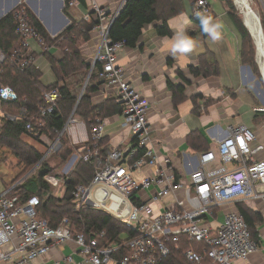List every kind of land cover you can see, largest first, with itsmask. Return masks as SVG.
<instances>
[{"label":"built area","instance_id":"1","mask_svg":"<svg viewBox=\"0 0 264 264\" xmlns=\"http://www.w3.org/2000/svg\"><path fill=\"white\" fill-rule=\"evenodd\" d=\"M125 1L111 14L92 2L97 24L91 33L97 36L98 49L63 129L52 130L54 139L41 132L43 121L59 109L63 99L57 88L42 96L38 132L29 122L24 126V136L38 138L42 154L28 172L32 175L61 149V140L74 122L77 105L92 76L93 83L113 90L130 144L106 150L102 143L105 121L96 119L90 127V141L66 161L60 178L47 175L44 180L62 191L78 163L95 167L89 184L78 185L71 193L75 210H99L123 225L125 232L117 241L103 244L105 233L88 241L84 234L75 233L67 218L53 228L38 217L37 196L22 201L13 194L22 184L14 181L0 195V264H31L53 250L59 258L43 264H168L173 251L182 253L185 264H239L257 250L243 218L236 210L226 208L247 199L258 200L264 206V160L256 158L264 150L263 145L253 146L255 135L239 126L216 139L213 149L181 158L180 163L170 153L161 154L162 143L154 138L148 121L152 106L117 66L123 43L108 39L109 28ZM260 4L264 6V0ZM73 5L74 2L68 4ZM192 15L210 16L208 2L196 0ZM14 26L20 43L9 55L0 51V64L8 62L23 72L34 63L30 43L43 49L44 42L32 28L24 8L15 12ZM17 101L11 88L0 85L1 118L10 122L25 118L24 111L17 116L1 112L2 103ZM99 193L103 194L102 200L98 199ZM219 211L224 214L223 220L214 225ZM184 239L198 248L181 250L180 241ZM69 245L74 246L72 252L62 253L61 249Z\"/></svg>","mask_w":264,"mask_h":264},{"label":"crops","instance_id":"2","mask_svg":"<svg viewBox=\"0 0 264 264\" xmlns=\"http://www.w3.org/2000/svg\"><path fill=\"white\" fill-rule=\"evenodd\" d=\"M179 1L181 13L167 20L170 36L156 34L155 28L159 23L148 25L142 30L139 46L135 49L124 47L117 58V66L124 70L127 81L152 106L148 121L154 138L162 143L161 154L170 153L180 163L181 158L200 153L189 146L190 135L196 138L199 148L213 149L216 139L227 136L228 130L239 126L247 127L255 135L253 146L261 144L264 147L263 92L251 69L240 61L241 37L227 9L220 0H206L210 6V28L219 24L220 39L213 40L192 19L191 3L195 0ZM92 2L111 14L117 11L123 0H84V4L74 2L72 7L66 6L64 0H0V20L23 4L49 36L55 38L73 22H87L86 18L92 20ZM185 37L193 42L194 50L188 53L173 52L177 42ZM30 44L34 53L33 65L38 60V68L34 67L41 73V83L46 87L57 83L43 54L47 53L53 60L61 61L64 53L57 47L44 50L35 43ZM79 49L86 63L91 65L98 49L96 34L91 33L90 39L81 43ZM256 59L258 61V57ZM202 62L215 65L217 73L207 78L194 76L190 70H199ZM66 83L72 85L71 80ZM93 85L97 88L91 98L93 105L101 104L106 99H114L118 104L112 89L101 83ZM170 86L183 87V98L177 104ZM208 100L210 103L206 104ZM104 121L106 150L130 144L128 129L123 127L119 115ZM66 136L75 147L73 154L78 153L88 142V128L80 117H74ZM256 158L264 160V150L256 154ZM0 180L4 190L12 182L4 181L2 176ZM236 203L247 212L258 245L257 250L239 264H264V206L258 200L247 199L225 208L236 210ZM223 217L221 211L215 214L214 225L221 223ZM73 247L65 246L61 251L69 254ZM58 258L57 251L53 250L42 260L31 264L52 263Z\"/></svg>","mask_w":264,"mask_h":264},{"label":"trees","instance_id":"3","mask_svg":"<svg viewBox=\"0 0 264 264\" xmlns=\"http://www.w3.org/2000/svg\"><path fill=\"white\" fill-rule=\"evenodd\" d=\"M195 1L191 3L192 10ZM220 1L224 4L228 15L240 34L241 50L239 58L241 63L251 69L256 80L262 82L255 61L253 40L244 27L236 6L232 0ZM64 2L66 6L71 2L84 4V0H64ZM20 8L25 9L32 28L43 40V49L57 47L64 53V58L61 61L53 60L47 53L43 54L57 79V83L47 87L41 83V73L34 65L29 66L21 72L8 62L0 64V85L11 88L18 96L17 102L2 103L1 112L15 116L19 115L22 111L25 112V118L15 122L1 118L0 149L3 148L8 151L17 160V166L22 171L28 172L42 158V154L31 145L22 142V137L25 134V123H31L35 129V133L38 132V113L41 107L42 96L45 92L57 88L60 90L63 99L59 102V109L51 117L43 121L44 128H42L41 132L49 137V139H54L55 135L52 130L63 129L75 106L76 97L82 89L91 66L84 60L79 47L81 43L87 42L90 39L92 28L97 24V20L93 17L89 22H73L60 35L51 38L41 23L23 4H20V6L0 20V51L6 55L16 50L21 40L14 26V14ZM181 10L182 7L179 0H126L109 28L108 39L111 43L121 42L124 47L135 49L139 46L142 30L153 23H159L155 28L158 36H170L171 32L167 27V20L181 13ZM258 14L264 37V16L260 12ZM91 15L93 16V13ZM205 18L210 19L209 16L197 18L192 15L193 21L199 23V25H201V20ZM190 71L194 76H201L203 78L211 75L214 76L217 73L215 65H207L206 62L200 64L199 70L191 69ZM179 75L182 76L180 72ZM68 80L73 82L72 85L66 83ZM93 80L92 76L91 84L85 90L75 111V116L80 117L88 128V142L90 141V127L95 123L96 119H106L121 114L120 105L114 99H106L101 104L93 105L91 98L97 89L93 85ZM59 83H62V85L60 86ZM170 89L172 90L174 102L177 104L183 98V87L170 86ZM209 101L206 104L210 103ZM32 138L35 139L36 137L33 136ZM104 142L103 138L102 143L104 144ZM61 144V149L53 156L58 159V163L53 168L48 163H44L33 174V177L16 188L13 194L18 196L22 201L30 196H37L40 200V206L37 209L38 217L47 221L53 228L59 226L63 218H67L75 233L84 234L88 241L96 238L100 233H105V239L102 241L103 244L117 241L119 239L118 236L125 232L123 225L99 210H75V206L72 203V191L78 185L89 184L95 174V167L83 162L78 163L75 170L68 177V182L61 191V195L59 197L51 195V186L44 180V177L52 175L57 165L60 170L75 152L74 145L66 135L61 140ZM188 144L200 153L209 150L199 148V143H197L196 138L192 137V135L188 137ZM59 176L61 175L59 174ZM235 208L247 224L251 239L255 241V233L253 232L252 224L249 223L247 212L238 203L235 204ZM180 247L181 250L187 248L196 249L198 245L184 239L180 241ZM168 260V264H185L181 252L173 251Z\"/></svg>","mask_w":264,"mask_h":264},{"label":"rangeland","instance_id":"4","mask_svg":"<svg viewBox=\"0 0 264 264\" xmlns=\"http://www.w3.org/2000/svg\"><path fill=\"white\" fill-rule=\"evenodd\" d=\"M210 1H212V0H210ZM248 1H249L250 5L253 7V9L255 10V12L257 13V15H259L258 13L260 12L264 16V6L262 4H260V0H248ZM236 10H237V7H236ZM31 49H32V45H31ZM37 51H38L37 49L36 50L34 49L35 53H38ZM37 63H38V60H37V62H35L34 65L38 68ZM44 79H46V74H44ZM257 82L260 86L261 91L263 92L262 96L264 97V86L262 85L261 81L259 82L257 80ZM260 89H256V90L259 92ZM0 119H1V114H0ZM106 130H107V128L105 129V132H106ZM22 142H24L25 144H29L38 150V143H39L38 138L34 139L32 137L28 138L26 136H23ZM39 149L43 152L45 151V149L43 147H39ZM46 163H48L49 166L53 168L58 163V159H56L52 156L47 160ZM58 167L59 166L57 165L56 169H54V171H53L52 176L60 178V176H59L60 170L58 169ZM28 172L27 171L25 172L24 170L22 171V169L19 166H17V160L8 151H6L3 148L0 149V176H2V179L4 181L7 182L8 180H10L12 182L16 181V182H21L22 184H24L25 182H27V180H29L30 178L33 177V174L29 175ZM3 190H4V185L0 180V195L2 194ZM50 192H51V195H54L55 197H59L61 195V191L59 190V188L51 187ZM98 199H100V200L103 199L102 193L98 194ZM66 255H67V253H66Z\"/></svg>","mask_w":264,"mask_h":264},{"label":"bare ground","instance_id":"5","mask_svg":"<svg viewBox=\"0 0 264 264\" xmlns=\"http://www.w3.org/2000/svg\"><path fill=\"white\" fill-rule=\"evenodd\" d=\"M234 2L242 20H244L245 25L255 40L259 66L264 74V40L262 39L263 32H261L259 25V16L248 0H234Z\"/></svg>","mask_w":264,"mask_h":264},{"label":"clouds","instance_id":"6","mask_svg":"<svg viewBox=\"0 0 264 264\" xmlns=\"http://www.w3.org/2000/svg\"><path fill=\"white\" fill-rule=\"evenodd\" d=\"M201 27L202 30L213 39V40H218L220 39V33L218 31L219 29V24L213 25L210 28V21L208 19H202L201 20ZM194 50V44L193 42L185 37L179 40L176 44V46L173 48V52L179 51L181 53H188L190 51Z\"/></svg>","mask_w":264,"mask_h":264},{"label":"water","instance_id":"7","mask_svg":"<svg viewBox=\"0 0 264 264\" xmlns=\"http://www.w3.org/2000/svg\"><path fill=\"white\" fill-rule=\"evenodd\" d=\"M232 1H233V4L236 6L234 0H232ZM248 8H249V7H248ZM258 19H259V18H258ZM242 22H243L244 27L246 28V30L248 31V33L250 34V36H251V38H252V40H253V44H254V46H255V61L257 62V66H258V69H259L260 77H261L262 83H263V85H264V74L262 73V70H261V68H260V66H259V62H258L257 59H256V57H257V51H256L257 48H256L255 40H254L252 34L250 33V31L248 30L247 26L245 25L244 20H242ZM259 25H260V21H259ZM260 29H261V25H260ZM261 32H262V29H261ZM262 39L264 40L263 35H262ZM263 42H264V41H263ZM257 84H258V83H257Z\"/></svg>","mask_w":264,"mask_h":264}]
</instances>
